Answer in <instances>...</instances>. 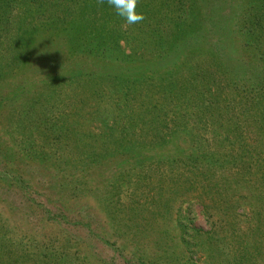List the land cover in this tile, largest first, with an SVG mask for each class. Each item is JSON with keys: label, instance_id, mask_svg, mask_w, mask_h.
Wrapping results in <instances>:
<instances>
[{"label": "trees", "instance_id": "obj_1", "mask_svg": "<svg viewBox=\"0 0 264 264\" xmlns=\"http://www.w3.org/2000/svg\"><path fill=\"white\" fill-rule=\"evenodd\" d=\"M227 1L0 0V55L17 52L8 41L23 37L47 32L54 43L63 41L43 65L53 92L41 93L42 114L15 117L34 135L23 143L55 147L57 160L69 162L64 200L86 199L96 190L93 178L84 181L90 162L124 155L116 180L133 195L124 207L125 229L140 239L156 232L153 241L166 257L125 255L117 240L83 222L91 215L88 205L66 215L60 198L44 202L18 174L1 171V181L23 188L46 224L66 233L45 240L22 233L3 214L14 208L2 201L0 264H58L64 255L75 257L70 264H93L90 252L99 241L115 246L125 264H199L200 252L207 264H264V0H230V15H224ZM4 65L0 61L1 79L11 75ZM72 93L84 112L71 113ZM104 94L111 102L106 110L98 100ZM38 130L43 138L35 136ZM190 201L201 207L207 229L196 226L191 204L183 212ZM164 202L172 205L157 211L166 214L153 224L151 217H135L146 205L163 208ZM171 239L172 248L161 244ZM86 242L88 252L81 248ZM224 249L225 258L218 254Z\"/></svg>", "mask_w": 264, "mask_h": 264}, {"label": "rangeland", "instance_id": "obj_2", "mask_svg": "<svg viewBox=\"0 0 264 264\" xmlns=\"http://www.w3.org/2000/svg\"><path fill=\"white\" fill-rule=\"evenodd\" d=\"M223 7V14L230 15L233 7L232 1L228 0ZM49 36L50 34L46 32L43 36L39 35L34 37L36 38L34 40H29L30 38L27 37L18 39L20 41L18 43H16V40H10L8 42L12 46H19L18 51H8L7 54L0 55V61L8 63V65H4L5 70L8 69L11 74L8 76L5 74L7 77L6 79L0 78V96L5 97L4 99L6 101H3L2 104H0V177H2L1 171L18 174L17 178L23 180L25 185H28L27 187H29L28 189L31 196L41 198L44 202L46 200L48 201L50 198H54L58 202V198H60L61 202H58V204L66 215L69 214L72 216L74 215V212H76L75 210L88 205L91 208V215H87L85 212L88 211L82 209V215H87V218H85L83 222H90L92 228L96 232L100 231L102 235L109 236L113 241L117 240V245L123 249L125 255L138 257L151 256L152 258H156L158 262H165V260H163L166 259L165 255L159 252L163 250L160 247L164 246H159V244L153 241V239H157L156 232L150 233V238L143 237L140 239L138 236L134 235V233L131 234L127 232L128 228L127 230L125 229L126 227L124 226V223H126V219H128L129 210H125L124 207L125 204L131 202V196L133 195H131V190H128L129 188L127 189L124 184L118 183L116 180L117 178L122 177L125 164L122 162L126 161L123 160L124 155H109L97 162H90V165L87 168L88 170L85 172L87 173V178H85L84 181L87 182L88 179L90 180V178H93L94 180L91 181V186L95 187L96 190L88 194L87 197H84L86 199L74 201L73 197L70 196V198L64 200L65 196H69L68 194L70 190L66 178L67 174L70 173L69 169L71 168L69 162L62 159L57 160L58 157L54 156L55 151H53L55 147L52 148L49 145L38 147L37 145L30 146L23 143L27 141V137L34 135H32V130H24L20 124H18V121L15 118L16 115H18L19 112L22 114L34 113L36 115L35 117H38L42 114V108L46 103L45 98L41 97V93L53 92L52 89L49 91L45 86L46 82L44 79L46 80L47 77L44 73L43 65L46 61L49 62L54 60V58L49 57H52V53L56 52V49L61 46L63 41L54 43ZM214 38H217V35L214 36ZM12 39H16V37L13 35ZM66 48L65 45L64 49ZM59 56H61V52ZM19 61L21 62L20 71H18V69L16 70V62ZM15 89L20 93L19 95L13 93ZM72 95L73 100L69 102L72 105V107H69L70 110H72L71 113L76 110L84 112V107H79L78 103H75L73 93ZM60 98L64 100L62 96H60ZM98 100L102 102L100 105L105 110L111 103L109 102L110 98L108 94H104L98 98ZM64 103L65 100L61 103V106ZM62 129L63 128L60 127V130ZM44 130L45 128L41 129L40 132ZM40 132L38 130L37 133H35V136H38ZM38 137L43 138V134ZM75 146L76 145L73 144L64 145L62 147ZM27 147L35 149H32V153L28 154L24 152V148ZM62 147L60 149H62ZM44 148L46 149L42 152L36 151ZM70 151L71 150H68L71 154ZM22 152L24 153L22 154ZM63 155L68 156L64 158L70 159L68 153ZM75 159H77V155H75ZM5 161H7L8 164H4L3 162ZM105 176L109 177V179H105ZM17 184H21V182H17ZM120 184L124 186H121ZM132 189H134L133 186ZM137 193L141 194L142 190H138ZM27 199L28 194H26L23 188L18 185L7 184L0 179V208L4 206V203L6 205L10 204L14 208L13 213L3 212V214L5 217H9L13 224L18 225L17 229L19 228L22 233L29 232V235L30 233L36 234L39 240H45V236L52 237L55 235H64V233H66L63 230L62 234V228L57 225L46 224L45 221H43V214L37 208L32 206ZM175 200L177 204L174 203V210H176V207L178 208L180 204L176 198L174 201ZM192 202L193 201H190V203L184 205L183 212L187 214L188 208L186 209V207L191 204L190 213L195 219L196 226L207 229L209 226L201 212V207ZM163 205V208L161 205L159 207H154L152 204L146 205L143 208V210H146L138 212L135 217L140 215L139 221L143 217H151L147 220L150 224H153L152 218L161 219L166 214L163 212V215L157 216L158 214L156 212L159 210L165 211L164 208L172 205V202H164ZM102 226L103 228H101ZM162 229L166 231V229H169V226L163 225ZM166 232L171 234L170 231ZM156 241L158 242V240ZM63 243L66 244L67 241H63ZM102 243L103 242L99 241L98 243L93 244V251L91 250V256L89 257L91 259L90 263L125 264L124 258L122 256L118 257L115 253V246H102ZM89 244L91 243L86 242L85 245L81 246L84 252L89 251V248L86 246ZM161 244H164L165 247L167 245V247L172 248L173 241L172 239L169 242L163 240ZM73 246L75 245L73 244ZM227 252L226 249L222 251L219 250L218 254H221V256L225 258L224 255ZM158 253L164 256H158ZM16 255L19 257V253ZM83 255H85V253H83ZM197 255L196 258L199 260V264H207L206 253L200 252ZM64 256L63 260L55 261L59 262L58 264H70L71 261L75 260V257L71 259V257L68 258L66 255Z\"/></svg>", "mask_w": 264, "mask_h": 264}]
</instances>
